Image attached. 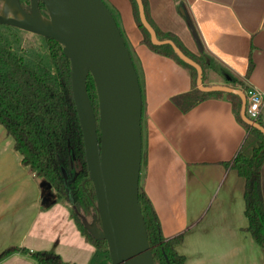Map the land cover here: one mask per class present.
<instances>
[{
    "label": "crops",
    "instance_id": "0c3cea01",
    "mask_svg": "<svg viewBox=\"0 0 264 264\" xmlns=\"http://www.w3.org/2000/svg\"><path fill=\"white\" fill-rule=\"evenodd\" d=\"M104 1L137 66L145 151L140 184L158 214L163 235L183 234L176 249L187 264H264V248L245 229V178L229 164L248 131L228 92L183 110L174 96L194 88L191 71L143 41L131 0ZM145 4L154 26L175 36L201 62L205 84H243L264 91V0ZM260 119L264 125V110ZM261 176L264 192V163ZM40 182L0 124V252L17 245L53 251L72 264H88L96 247L76 223L71 202L58 199L55 192L43 202ZM10 261L37 264L20 252L0 264Z\"/></svg>",
    "mask_w": 264,
    "mask_h": 264
},
{
    "label": "water",
    "instance_id": "95a60500",
    "mask_svg": "<svg viewBox=\"0 0 264 264\" xmlns=\"http://www.w3.org/2000/svg\"><path fill=\"white\" fill-rule=\"evenodd\" d=\"M0 2V25L57 40L71 61L73 96L83 132L89 179L94 186L96 210L89 218L75 204L70 185L77 173L73 156L70 174L61 164L72 207L94 238L107 241L111 264H157L139 200L143 154L142 87L133 56L113 12L104 0H30L29 5H23L21 0ZM136 2L151 41L171 45L184 62L193 66L200 90L239 95L243 121L264 134V125L246 113L244 90L226 84H205L202 64L173 39L159 38L146 16L144 1ZM41 3L48 15L42 12ZM90 75L97 88L98 118L88 94ZM40 186L43 202H49L54 194L52 184L41 180Z\"/></svg>",
    "mask_w": 264,
    "mask_h": 264
},
{
    "label": "trees",
    "instance_id": "16d2710c",
    "mask_svg": "<svg viewBox=\"0 0 264 264\" xmlns=\"http://www.w3.org/2000/svg\"><path fill=\"white\" fill-rule=\"evenodd\" d=\"M21 1L29 2V0ZM143 1L146 16L158 37L173 39L189 56L201 63L175 36L162 34L154 26L145 0ZM131 3L136 22L143 32V41L152 50L176 59L192 73L194 88L187 93L174 96L175 102L183 110H189L207 97L223 94L222 91L200 90L197 87L196 69L184 62L171 45H157L151 41L149 32L140 20L136 0H131ZM41 6L44 7L42 12L47 15L45 5L41 3ZM189 22L195 30L191 19ZM41 39L39 45H24L14 28L0 26V124L14 138V147L22 155V163L40 180L50 182L58 199L63 198L69 203L70 194L64 181L61 164H64L70 174L71 156H73L77 170L75 177L70 181L73 197L78 210L88 216L96 210L95 192L93 183L89 179L83 132L73 96L71 61L57 40L49 37ZM204 79L205 71L203 81ZM231 79L234 84L239 83V80L233 77ZM87 84L88 94L98 118L99 100L92 75L89 76ZM240 85L244 89L248 87ZM227 95L232 100L237 117L248 131L244 143L229 164L245 178V214L248 218V226L245 229L264 248V192L261 176L264 163V134L258 128L251 127L243 121L240 113L242 104L240 96L235 93H227ZM256 120L263 124L260 116ZM98 131L100 135V130ZM144 162L143 150L142 164ZM139 200L156 263L187 264L186 257L176 249V244L181 241L183 234L173 237L163 235L158 214L141 184ZM71 211L82 233L87 235L96 247L88 264H111L107 241L94 238L72 206ZM16 252L31 256L37 264H72L64 261L53 251H30L26 247L17 245L2 250L0 261Z\"/></svg>",
    "mask_w": 264,
    "mask_h": 264
},
{
    "label": "built area",
    "instance_id": "2783aa9c",
    "mask_svg": "<svg viewBox=\"0 0 264 264\" xmlns=\"http://www.w3.org/2000/svg\"><path fill=\"white\" fill-rule=\"evenodd\" d=\"M246 95V113L250 118L257 119L264 110V91L254 86L244 89Z\"/></svg>",
    "mask_w": 264,
    "mask_h": 264
},
{
    "label": "rangeland",
    "instance_id": "374dc122",
    "mask_svg": "<svg viewBox=\"0 0 264 264\" xmlns=\"http://www.w3.org/2000/svg\"><path fill=\"white\" fill-rule=\"evenodd\" d=\"M0 26H2V25H0ZM11 28H14V30H16L18 32L19 38H22L24 45H31V44L32 45H39L42 41V39H41L42 36H40V35H36V34L31 33V32H27L25 30H21V29L15 28V27H11ZM238 88L243 89V87H238ZM140 182H141V180H140ZM60 200L65 201V199H63V198H60ZM94 202H95V200H94ZM94 212H95V210L92 211L88 215V217L91 218V216ZM6 264H14V262L10 261Z\"/></svg>",
    "mask_w": 264,
    "mask_h": 264
},
{
    "label": "flooded vegetation",
    "instance_id": "af4514ba",
    "mask_svg": "<svg viewBox=\"0 0 264 264\" xmlns=\"http://www.w3.org/2000/svg\"><path fill=\"white\" fill-rule=\"evenodd\" d=\"M21 3H22L23 5H29V4H30V0H29V2H22V1H21ZM1 5H2V3L0 2V7H1ZM40 8H41V10H43V9H44V7H43V6H41V4H40ZM47 15H48V14H47ZM2 26H9V25L2 24Z\"/></svg>",
    "mask_w": 264,
    "mask_h": 264
}]
</instances>
